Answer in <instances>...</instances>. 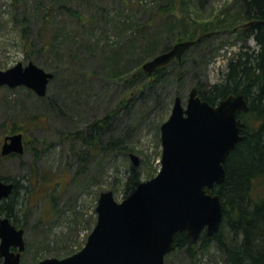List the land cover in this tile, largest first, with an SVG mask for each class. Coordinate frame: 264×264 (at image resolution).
<instances>
[{
  "label": "rangeland",
  "instance_id": "1",
  "mask_svg": "<svg viewBox=\"0 0 264 264\" xmlns=\"http://www.w3.org/2000/svg\"><path fill=\"white\" fill-rule=\"evenodd\" d=\"M170 1L0 0V69L33 61L56 74L44 96L25 85H0V148L12 126L19 132L29 129L25 152L0 163V174L21 179V199H29L18 212L27 247L22 264H38L51 256L62 258L65 252L81 249L95 225L100 193L111 189L115 198L122 200L161 168L160 126L171 116L176 96L186 101L193 86L201 83L205 88L219 81L239 50V35L220 31L192 46L180 67L175 61L169 64L164 70L169 80L161 79L153 88V93L160 91L159 99L155 101L156 95L151 93L136 94L128 107L120 104L124 85L104 73L115 63L109 58L115 54L117 64L120 55L124 60L120 69L132 74L139 61L144 65L180 37H187L186 31L176 26L183 15L179 0L171 3L175 7L166 15L150 19L158 2L167 5ZM232 5L233 0H192L191 18L213 22ZM47 10L50 15H45ZM248 42L255 45L252 37ZM177 70H181L178 77ZM106 73L109 76V71ZM110 112L111 130L104 134L106 138L108 133L122 136L127 153L107 150L103 157L89 155L84 162L79 153L81 140L72 133L87 129ZM32 116L38 118L30 120ZM131 152L139 157L138 166ZM82 163L85 168L79 172ZM35 167L51 178L47 184H37L31 177V186L28 176ZM191 260L187 252L175 250L167 255L165 264H189ZM195 264L226 262L223 253L211 247L200 253Z\"/></svg>",
  "mask_w": 264,
  "mask_h": 264
},
{
  "label": "water",
  "instance_id": "2",
  "mask_svg": "<svg viewBox=\"0 0 264 264\" xmlns=\"http://www.w3.org/2000/svg\"><path fill=\"white\" fill-rule=\"evenodd\" d=\"M201 40L175 43L148 60L144 70L154 72L174 59L182 60L185 51ZM54 78L53 72L33 61L0 69V85H25L40 96L47 93ZM248 110L242 92L230 93L217 104L203 99L196 86L186 101L176 96L171 116L160 126L163 150L158 174L141 181L122 201L116 200L113 190L102 191L97 223L85 247L62 258L47 257L39 264H165L166 256L177 249L178 233L184 232L197 244L203 232L209 236L218 232L224 204L222 196L211 189L226 180L228 156L246 137L240 114ZM25 148L24 132H15L4 137L1 154H23ZM130 156L138 166L139 157L134 152ZM14 185V181L0 180V202L13 194ZM24 233V228L0 214L1 264H21Z\"/></svg>",
  "mask_w": 264,
  "mask_h": 264
},
{
  "label": "trees",
  "instance_id": "3",
  "mask_svg": "<svg viewBox=\"0 0 264 264\" xmlns=\"http://www.w3.org/2000/svg\"><path fill=\"white\" fill-rule=\"evenodd\" d=\"M179 1L183 15L177 21L176 26L178 29H184L187 37H180L178 41L196 40L202 37L200 42L192 45L194 46L222 32L225 33V31H228L230 35H239L238 39L242 41L239 50L235 52V56L229 60L227 71L221 75L219 81L207 87L205 86V88L201 83L196 85L202 98L207 99L212 104H217L219 100L226 98L230 93L239 94V92H242L249 102V110L241 114L246 123L243 131L246 137L236 145L237 147L228 156L225 164L227 170L226 180L211 189L212 192L219 193L222 196L224 217L221 229L211 236L203 232L197 244L189 237L187 238L184 232H180L176 235V241L178 242L176 251L190 254L192 260L189 264H195L200 253L208 251L211 247H216L217 251L223 253L226 264H264V0H233L231 7L226 8L222 14L217 16L216 20L214 19L213 22L208 23H201L191 18L193 10L190 6L192 0ZM160 2L157 3V9L152 12L150 19H154L157 14L166 15L169 8L175 7L176 4V0L168 2L167 5H159ZM171 3L175 4L171 6ZM69 10L72 11V8H69ZM50 13L47 10L45 15H50ZM72 13L75 15L77 12L72 11ZM249 21L259 22L245 26L244 24ZM21 22L24 25L23 29L26 30L24 19H21ZM190 23L192 26L189 25ZM139 30L138 28L137 31ZM211 32L213 34L208 36L207 34ZM250 37H252L255 45L248 42ZM43 46L46 47V43ZM172 46L173 44L169 45L166 51ZM191 48L185 51L182 60H173L169 64L175 61L177 66L180 67L183 61L187 59ZM118 55L116 53V56ZM109 59L115 61V63L110 65H113L112 69H104L105 75L109 79L116 78L117 82L124 85V95L120 100V104L128 107L136 94L142 96L151 93L156 95L155 101L159 99L160 91L153 93V88L159 86L161 79H168L169 74L166 71L164 73V70L169 67V64L158 67L154 72H149L143 69L144 61H139L136 65L138 67L137 71L131 74L130 71H127L129 72L127 73L120 69L119 65H123L124 62L120 59V55L117 57V64L115 54ZM195 60L196 58L193 62ZM114 65H118L117 69L114 68ZM181 70L176 71L177 77ZM106 71H109V76ZM111 113L101 119L92 121L87 129H80L72 133L75 139L81 140L82 145L79 148V153L82 154L84 162H86L89 155L103 157L107 150L111 152L119 150L127 153V147L122 136L113 135L112 133H108L107 138L105 136L111 130ZM37 118L38 116H32L30 120ZM5 129L7 130L6 127ZM10 130V134L19 132L17 126H12ZM21 130L26 136L29 129L23 131L22 128ZM3 158L5 156L0 154V163ZM98 159L102 162V158ZM82 165L79 172L85 168V164L82 163ZM152 176H149V178ZM31 177L35 178L36 183L40 185L45 182L47 184L48 180H51L43 172H39L37 167L28 176L32 186L34 182ZM1 179L14 181L15 185L13 194L0 203V214L10 217L14 224L22 227L18 213L21 210L19 206L29 200L28 196L25 198V202L21 199V189L24 185L20 183L21 179H8L2 173L0 174ZM48 197H50V194L46 199ZM196 247H198L197 251H195ZM75 250L65 252V254H73ZM0 261L2 260L0 259Z\"/></svg>",
  "mask_w": 264,
  "mask_h": 264
},
{
  "label": "flooded vegetation",
  "instance_id": "4",
  "mask_svg": "<svg viewBox=\"0 0 264 264\" xmlns=\"http://www.w3.org/2000/svg\"><path fill=\"white\" fill-rule=\"evenodd\" d=\"M1 259V258H0ZM1 262V261H0Z\"/></svg>",
  "mask_w": 264,
  "mask_h": 264
}]
</instances>
